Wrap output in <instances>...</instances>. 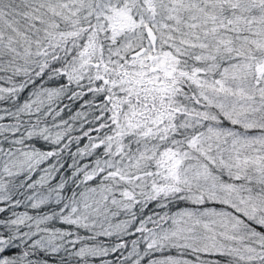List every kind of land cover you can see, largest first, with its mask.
Instances as JSON below:
<instances>
[{"label":"snow or ice","instance_id":"obj_1","mask_svg":"<svg viewBox=\"0 0 264 264\" xmlns=\"http://www.w3.org/2000/svg\"><path fill=\"white\" fill-rule=\"evenodd\" d=\"M0 264H264V0H0Z\"/></svg>","mask_w":264,"mask_h":264}]
</instances>
